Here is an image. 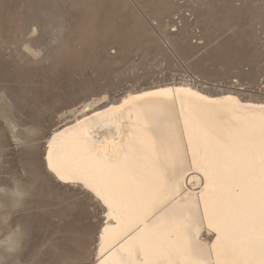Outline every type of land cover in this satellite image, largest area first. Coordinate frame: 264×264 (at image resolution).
<instances>
[{
  "label": "bare ground",
  "instance_id": "obj_1",
  "mask_svg": "<svg viewBox=\"0 0 264 264\" xmlns=\"http://www.w3.org/2000/svg\"><path fill=\"white\" fill-rule=\"evenodd\" d=\"M27 46L30 58L42 56ZM177 80L85 102L63 114L43 145L39 129H20L9 95L0 94L7 137L36 162L28 185L14 175L0 183L5 264L24 238L10 222L30 208L40 181L76 188L97 207L94 264H264V98L243 97L236 85L204 89L195 76ZM75 205L61 208V220Z\"/></svg>",
  "mask_w": 264,
  "mask_h": 264
},
{
  "label": "rangeland",
  "instance_id": "obj_2",
  "mask_svg": "<svg viewBox=\"0 0 264 264\" xmlns=\"http://www.w3.org/2000/svg\"><path fill=\"white\" fill-rule=\"evenodd\" d=\"M26 45L42 56L30 58ZM186 75L199 77L204 89L236 85L243 97L263 99L264 0H0V94L9 95L24 133L39 129L40 145L64 113L85 102L104 96L114 101ZM6 137L0 183L14 175L28 185L34 156ZM39 184L30 208L10 222L24 232L10 261L94 264L97 207L76 188ZM71 202L77 209H66L69 215L61 220V208ZM0 229L1 242V222Z\"/></svg>",
  "mask_w": 264,
  "mask_h": 264
},
{
  "label": "clouds",
  "instance_id": "obj_3",
  "mask_svg": "<svg viewBox=\"0 0 264 264\" xmlns=\"http://www.w3.org/2000/svg\"><path fill=\"white\" fill-rule=\"evenodd\" d=\"M0 194H3V189H0ZM26 194L27 193L22 188H17L15 190V195L20 199H23ZM0 264H4L3 257H0Z\"/></svg>",
  "mask_w": 264,
  "mask_h": 264
}]
</instances>
